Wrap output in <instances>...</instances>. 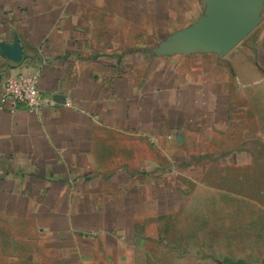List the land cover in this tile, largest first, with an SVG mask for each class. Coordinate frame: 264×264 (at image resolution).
Segmentation results:
<instances>
[{
	"label": "crops",
	"instance_id": "1",
	"mask_svg": "<svg viewBox=\"0 0 264 264\" xmlns=\"http://www.w3.org/2000/svg\"><path fill=\"white\" fill-rule=\"evenodd\" d=\"M20 73L51 103L0 110V264L264 241V0H0V100Z\"/></svg>",
	"mask_w": 264,
	"mask_h": 264
},
{
	"label": "built area",
	"instance_id": "2",
	"mask_svg": "<svg viewBox=\"0 0 264 264\" xmlns=\"http://www.w3.org/2000/svg\"><path fill=\"white\" fill-rule=\"evenodd\" d=\"M20 103L26 104L29 110L37 115L51 103L39 87L37 74L20 73L7 78L0 100V110L13 111Z\"/></svg>",
	"mask_w": 264,
	"mask_h": 264
},
{
	"label": "rangeland",
	"instance_id": "3",
	"mask_svg": "<svg viewBox=\"0 0 264 264\" xmlns=\"http://www.w3.org/2000/svg\"><path fill=\"white\" fill-rule=\"evenodd\" d=\"M207 171L208 169L206 168L204 172L207 173ZM234 235L235 239L231 241L230 247H216L213 249L215 250V255H217L216 258H222V251H225L224 253H227L232 261L227 264H264V246L259 247L261 244L264 245V241H256L255 231L246 232L245 246H242V243L239 242V234L235 232Z\"/></svg>",
	"mask_w": 264,
	"mask_h": 264
},
{
	"label": "water",
	"instance_id": "4",
	"mask_svg": "<svg viewBox=\"0 0 264 264\" xmlns=\"http://www.w3.org/2000/svg\"><path fill=\"white\" fill-rule=\"evenodd\" d=\"M235 43L237 42V41H234Z\"/></svg>",
	"mask_w": 264,
	"mask_h": 264
}]
</instances>
